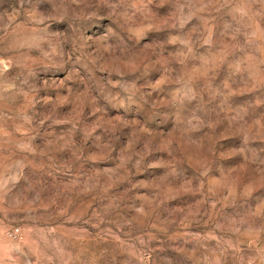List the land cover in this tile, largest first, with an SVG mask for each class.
<instances>
[{
  "label": "rangeland",
  "instance_id": "obj_1",
  "mask_svg": "<svg viewBox=\"0 0 264 264\" xmlns=\"http://www.w3.org/2000/svg\"><path fill=\"white\" fill-rule=\"evenodd\" d=\"M0 264H264V0H0Z\"/></svg>",
  "mask_w": 264,
  "mask_h": 264
},
{
  "label": "built area",
  "instance_id": "obj_2",
  "mask_svg": "<svg viewBox=\"0 0 264 264\" xmlns=\"http://www.w3.org/2000/svg\"><path fill=\"white\" fill-rule=\"evenodd\" d=\"M18 232H19V227L14 226L8 229L7 234L10 237H15L18 234Z\"/></svg>",
  "mask_w": 264,
  "mask_h": 264
}]
</instances>
